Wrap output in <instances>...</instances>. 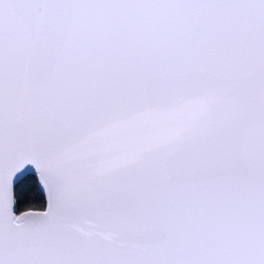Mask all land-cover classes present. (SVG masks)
I'll use <instances>...</instances> for the list:
<instances>
[{
	"label": "snow or ice",
	"instance_id": "snow-or-ice-1",
	"mask_svg": "<svg viewBox=\"0 0 264 264\" xmlns=\"http://www.w3.org/2000/svg\"><path fill=\"white\" fill-rule=\"evenodd\" d=\"M0 264H264V0H0Z\"/></svg>",
	"mask_w": 264,
	"mask_h": 264
},
{
	"label": "trees",
	"instance_id": "trees-1",
	"mask_svg": "<svg viewBox=\"0 0 264 264\" xmlns=\"http://www.w3.org/2000/svg\"><path fill=\"white\" fill-rule=\"evenodd\" d=\"M41 203H42V201L37 200V201L30 202V205H28V206H37L38 207L41 205Z\"/></svg>",
	"mask_w": 264,
	"mask_h": 264
}]
</instances>
